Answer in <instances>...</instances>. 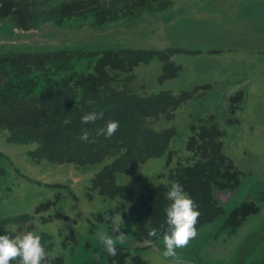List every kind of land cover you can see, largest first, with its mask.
<instances>
[{
    "label": "trees",
    "instance_id": "obj_1",
    "mask_svg": "<svg viewBox=\"0 0 264 264\" xmlns=\"http://www.w3.org/2000/svg\"><path fill=\"white\" fill-rule=\"evenodd\" d=\"M170 4L171 0H0V33H13L15 29L26 32L42 25L57 28L72 20L99 26L116 17L163 11ZM174 51L170 47L102 50L82 44L0 46V133L13 144H35L28 153L35 161L70 162L80 169L95 167L86 190L115 202L106 213L109 215L100 218L97 230L103 232L104 227L115 238L108 217L122 218L127 237L156 243L162 251L161 225L167 227L164 209L170 203L165 194L172 182H179L198 206L197 233L214 222L220 225L219 220L220 228L234 231L264 207V192H250L243 184L246 174L224 154L225 131L210 121L212 118L193 123L183 147L171 144L175 127H154L161 118L172 120L175 109L193 94L171 89L141 94L134 90V67L158 60L175 75L181 69L170 60ZM240 97L238 93L230 101L234 103ZM89 100L94 103L89 105ZM93 110L102 111L104 118L81 124V117ZM108 120L119 122L116 134L112 138L97 137L96 129ZM82 130L89 132L87 142L79 139ZM161 156L166 157L164 171L155 181L144 182L133 198L131 183L141 179V164ZM9 166L16 173L17 166L0 151V193L10 190ZM228 191L232 196L226 203L218 192ZM55 204L48 200L37 207L35 215L40 222L50 220L52 214L61 216L57 211L41 215V206ZM35 215L19 213L0 218V235L32 232L30 224ZM150 228L161 233L159 238H147ZM262 228L258 229L260 234ZM37 235L42 238L49 262H63L53 255L49 237ZM63 243L66 245L67 240ZM116 247L117 255L111 257L98 239L87 240L81 249L90 253V259L73 264H147L137 253L146 246L131 249L117 243ZM70 251L73 255L72 248Z\"/></svg>",
    "mask_w": 264,
    "mask_h": 264
},
{
    "label": "rangeland",
    "instance_id": "obj_2",
    "mask_svg": "<svg viewBox=\"0 0 264 264\" xmlns=\"http://www.w3.org/2000/svg\"><path fill=\"white\" fill-rule=\"evenodd\" d=\"M79 44L102 50L174 48L170 60L181 69L175 75L158 60L134 67V90L141 94L166 89L193 94L175 109L172 120L161 118L154 127H175L171 144L183 147L191 125L212 118L210 121L225 131L224 154L246 174L245 187L250 192L264 187V0H171L163 11L116 17L99 26L72 20L57 28L42 25L26 32L0 33L2 49ZM238 93L241 97L232 103L230 97ZM35 147L33 143H10L0 133V151L17 166L16 173L9 166L10 190L0 193V218L19 213L34 216L40 204L55 201V206H41L40 213L57 211L60 217L52 214L50 220L40 222L35 215L30 224L32 232L49 237L53 255L63 260L59 263L52 259L47 264L90 259V253L81 247L87 240L98 239L101 226L96 225H101L100 218L109 215L106 213L115 202L86 190L95 167L80 169L70 162L35 161L28 154ZM165 163L166 157L161 156L141 164V179L131 183L133 198L144 182L155 181ZM252 219L253 216L245 218L229 237L224 234L217 240L207 239L216 228L210 225L204 234L198 232L187 248L177 252L184 264H210L214 258L218 260L212 264H229L230 259L232 263L235 250L231 249L250 230L254 231ZM102 231L107 229L103 227ZM226 237L227 243H221ZM248 237L257 242L255 238L261 235ZM133 242L136 240L130 235L124 244L133 249ZM261 242L264 248V238ZM149 245L137 250L147 264H174L163 257V251Z\"/></svg>",
    "mask_w": 264,
    "mask_h": 264
},
{
    "label": "clouds",
    "instance_id": "obj_3",
    "mask_svg": "<svg viewBox=\"0 0 264 264\" xmlns=\"http://www.w3.org/2000/svg\"><path fill=\"white\" fill-rule=\"evenodd\" d=\"M89 105L94 103L93 100L88 101ZM104 118V113L95 110L84 114L81 117V124L95 123L97 120ZM119 128V122L108 120L105 126L96 129L97 137L112 138ZM79 139L83 142L89 140V132L82 130ZM165 198L170 203L165 207L166 214L165 223L161 225L163 229L162 239L164 258H170L174 264H184L177 249L187 248L189 242L197 236L196 224L200 217V212L196 202L184 191L183 186L179 182H172ZM111 219L112 233L99 232L97 237L103 246V250L111 257L117 255V243H126L127 235L123 231L125 221L122 218ZM160 232L156 228H150L147 232V238H159ZM41 236L33 232H26L9 236L0 235V264H11L17 261V264H46L48 256L45 247L41 243ZM146 244H150L145 242Z\"/></svg>",
    "mask_w": 264,
    "mask_h": 264
},
{
    "label": "flooded vegetation",
    "instance_id": "obj_4",
    "mask_svg": "<svg viewBox=\"0 0 264 264\" xmlns=\"http://www.w3.org/2000/svg\"><path fill=\"white\" fill-rule=\"evenodd\" d=\"M14 31H16V29L14 30ZM13 31V32H14ZM253 168V167H252ZM243 172V171H242ZM257 178H255L254 180H256ZM257 181V180H256ZM257 182H255V184H256ZM256 186H257V188H258V186H259V183L258 184H256ZM259 191L261 192V194L264 192V187L263 188H260L259 189ZM227 193V192H226ZM260 194V195H261ZM246 195L248 196V198H250V193H246ZM231 196H232V193L230 194V195H226L225 197H226V201H224V202H228L227 200H229L230 198H231ZM261 202V201H260ZM264 214V207H262L261 206V210H260V212L258 213V214H256V215H252L253 216V219H252V222H251V224H252V228L254 229V231H249L248 233H247V235H246V237H247V239H246V237L245 238H241V240H240V244H238L237 246H235V248H232L231 250L232 251H234L235 250V254L233 255V261L232 262H235L236 264H264V248H263V245L262 246H260L261 244H262V242H261V239H263L264 238V220H262V219H264V216L262 217V215ZM257 217H259V219L257 218ZM254 222V223H253ZM216 222H214V223H212L211 225H216V228H215V230H214V235H212V237H207V239L208 240H210V239H214V240H217L218 238L217 237H219L220 235H224V234H228V237H229V234H231L233 231H230V230H228L227 228H220L221 227V221L219 220V223H220V225L217 223V224H215ZM210 225H207V226H205L200 232H202V231H204L205 229H209L208 227H209ZM263 227L262 229H263V231H261L262 233L260 234L259 232H258V229L260 228V227ZM210 230H208V232H209ZM208 232L206 233L207 235H208ZM205 233V231L203 232V234ZM202 234V235H203ZM252 234H254V235H261V237L260 238H255L256 240H257V242L256 241H254V240H252L251 238H249L248 236L249 235H252ZM228 237H226V238H223L222 240H221V243L222 242H226V241H228ZM206 239V243L208 242V240ZM239 241V240H238ZM227 243V242H226ZM238 243V242H237ZM236 243V244H237ZM135 244H136V246L137 247H139L140 245V247H147V245H149V244H146V243H140V242H135ZM151 244V243H150ZM207 245V244H206ZM206 245H203L204 246V250H205V246ZM150 246V245H149ZM152 246H154V248H156L158 251H162L159 247H158V245L155 243H152ZM238 246H240L239 247V249H238ZM241 246H243V247H241ZM229 249H230V247H228ZM260 248H262V251H260ZM140 249H144V248H140ZM139 250V249H138ZM239 250V251H238ZM206 251V250H205ZM184 255L186 256V254L184 253ZM213 259V258H212ZM216 260H218V259H213L212 261H209V263L210 264H212V263H214ZM203 261L205 262V261H208V260H205V259H203ZM48 262H49V260H48ZM229 264H232L231 263V259H230V261H229Z\"/></svg>",
    "mask_w": 264,
    "mask_h": 264
},
{
    "label": "water",
    "instance_id": "obj_5",
    "mask_svg": "<svg viewBox=\"0 0 264 264\" xmlns=\"http://www.w3.org/2000/svg\"><path fill=\"white\" fill-rule=\"evenodd\" d=\"M231 194V191H228L227 193H222V192H218V195L219 197L221 198L222 201H225L226 200V195H230ZM48 263V259H47V262L46 264Z\"/></svg>",
    "mask_w": 264,
    "mask_h": 264
}]
</instances>
